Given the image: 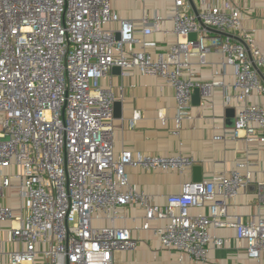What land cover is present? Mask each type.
<instances>
[{
  "label": "built area",
  "instance_id": "obj_1",
  "mask_svg": "<svg viewBox=\"0 0 264 264\" xmlns=\"http://www.w3.org/2000/svg\"><path fill=\"white\" fill-rule=\"evenodd\" d=\"M172 1L167 17L146 15L137 24L122 19L113 0H0V196L13 187L19 193L18 211L0 205V257L7 264H115L117 253L139 246L131 230L117 224L129 206L144 210L143 227L152 230L161 248L194 262L208 263L210 246L228 243L213 236L212 228H234L237 239L246 242L248 258L264 256L262 212L246 222L229 215L230 201L254 183L248 160L210 180L185 183L160 206L131 183L128 169L183 174L196 159L131 150L114 155L116 96L101 80L116 66L161 78L174 89V134L192 118L196 88L201 104L211 105L214 90L222 87L225 103L237 102L227 136L264 147V107L250 101L254 94L264 95L257 70L264 75V47L243 29L241 10L227 1L201 0L197 16L188 0ZM165 20L172 22L177 40L157 51L152 36ZM114 23L118 30L106 27ZM202 24L241 32L243 42L208 36ZM192 32L196 40L188 38ZM215 51L223 55L226 72L232 68L231 86H224L218 71L209 81L196 80L193 56L205 66ZM139 118L135 112L130 128ZM256 183L263 210L264 181ZM206 205L208 214L191 213Z\"/></svg>",
  "mask_w": 264,
  "mask_h": 264
},
{
  "label": "crops",
  "instance_id": "obj_2",
  "mask_svg": "<svg viewBox=\"0 0 264 264\" xmlns=\"http://www.w3.org/2000/svg\"><path fill=\"white\" fill-rule=\"evenodd\" d=\"M191 12L195 13L201 6V0H193ZM213 5H221L227 1L238 7L243 14V29L252 33L256 43L264 47L263 0H207ZM113 10L122 18L140 24L146 15L167 17L172 9V0H113ZM118 30L119 24L106 26ZM173 24L165 20L161 30L152 38L158 43L157 51L166 50L177 37L172 32ZM142 28L139 26L138 30ZM168 32V33H166ZM118 33V32H117ZM220 36L209 32L208 36ZM233 40H241V32L232 34ZM225 38V37H223ZM232 38V37H231ZM205 66L199 63L197 55L191 60L196 80L209 81L218 71L224 86H231L234 80L232 68L227 72L223 67L224 57L219 51L210 53ZM103 87H111L118 102L114 107L112 125L114 128V155L124 150L140 151L146 154L193 156L196 165L181 174L176 171H144L128 169L132 184L148 193L151 201L165 206L168 197L181 191L183 185L191 181L210 180L215 174L229 173L240 160H248L254 177V183L243 190L235 200L229 203V215L237 216L246 222L251 216L264 215L260 210L257 198V183L264 181V147L256 144L248 145L239 139L227 136V131L234 126L237 102L226 104L224 89L214 90L211 105H192V118L182 121L176 129V100L174 89L163 79L144 76L139 72L121 70L113 72L101 80ZM251 103L264 107V95L254 94ZM115 102V103H116ZM135 112L140 113L135 127L130 128L129 121ZM226 135L223 139L216 136ZM0 205H9L18 211V188L7 190L6 196H0ZM126 216L117 224L131 230L132 236L139 242L134 252H119L115 264H264V256L259 260H251L247 256L246 242L236 237L234 228H212L215 237L228 238L223 247L210 246L209 262L197 263L189 257L172 250H164L152 230H145L144 210L129 206L121 210ZM192 214H208V206L193 208ZM161 222H154L159 225ZM6 249L11 248L10 232L6 231ZM0 264H7V259L0 257Z\"/></svg>",
  "mask_w": 264,
  "mask_h": 264
},
{
  "label": "water",
  "instance_id": "obj_3",
  "mask_svg": "<svg viewBox=\"0 0 264 264\" xmlns=\"http://www.w3.org/2000/svg\"><path fill=\"white\" fill-rule=\"evenodd\" d=\"M189 2H190V4L191 5H193L194 6V1L193 0H188ZM195 14L198 16V11H196L195 10ZM203 25V24H202ZM203 27L207 30V31H209V32H212V33H215V34H218V35H220V36H222V37H234L232 34H229V33H226V32H222V31H219V30H216V29H213V28H210V27H208V26H205V25H203ZM116 38L117 39H120V34L119 33H117L116 34ZM188 38L190 39V40H196L197 39V33L196 32H192V33H190L189 34V36H188ZM241 42H243V40H240ZM248 53H249V56H250V58H251V54H250V51H248ZM113 72H120L122 69L120 68V67H114L113 69ZM257 70H258V73L260 74V76L262 77V79L264 80V75H263V73L257 68ZM192 103H193V105H200L201 104V96H200V91H199V89L198 88H196L195 90H194V93H193V96H192ZM117 104H118V102H116L115 104H114V107L116 108V106H117ZM196 181H198V180H196Z\"/></svg>",
  "mask_w": 264,
  "mask_h": 264
}]
</instances>
